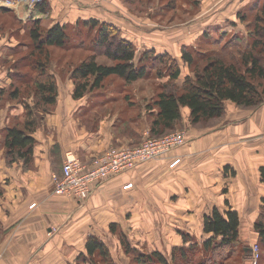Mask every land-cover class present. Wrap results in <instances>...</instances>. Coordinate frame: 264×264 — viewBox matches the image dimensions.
I'll list each match as a JSON object with an SVG mask.
<instances>
[{
	"label": "crops",
	"instance_id": "0c3cea01",
	"mask_svg": "<svg viewBox=\"0 0 264 264\" xmlns=\"http://www.w3.org/2000/svg\"><path fill=\"white\" fill-rule=\"evenodd\" d=\"M172 1L137 0L132 11L126 0H45L35 19L46 30L55 25L74 26L80 20L107 23L136 46L138 57L155 51L181 63L182 48L195 46L206 33L210 37L221 32L246 34L238 14L257 0H193L181 8L177 0L174 9ZM148 3L150 14L144 11ZM179 10L182 13L176 15ZM30 23L11 12L0 14V264H78L81 256L80 264H89V237L100 239L113 261L112 247L128 257L119 233L111 232L112 225L133 248L169 258L174 248L184 246L182 235L199 243L208 238L203 234V221L214 209L238 213L240 246L251 253L250 245L258 239L253 225L264 200V106L246 112L227 102L225 117L209 129L192 127L190 111L183 109L184 147L93 186L90 199L78 203L54 195L53 177L62 176L65 154L72 151L90 164L111 147L140 145L150 135L149 116L156 112L147 105L157 89L134 95L132 107L126 102V117L102 116L97 99L105 91L75 100L70 58L53 49L56 105L30 134L35 140L31 167L25 169L22 162L8 166L6 130L21 124L26 106L35 105L33 87L23 78L27 71L23 59L32 44ZM81 59L76 53L73 61ZM187 74L183 68V75ZM141 82L150 87L154 80L136 83ZM259 251L262 259L264 250Z\"/></svg>",
	"mask_w": 264,
	"mask_h": 264
},
{
	"label": "trees",
	"instance_id": "16d2710c",
	"mask_svg": "<svg viewBox=\"0 0 264 264\" xmlns=\"http://www.w3.org/2000/svg\"><path fill=\"white\" fill-rule=\"evenodd\" d=\"M126 1L133 11L137 0ZM176 1L171 2L173 9ZM44 7L45 3L40 8ZM238 20L245 26L246 34L221 32L217 37H210L206 33L195 46L182 48L181 63L169 54L158 55L155 51H145L138 57L136 46L124 39L117 27L97 20H80L74 26L55 25L48 30L40 21L32 20L28 27L32 44L23 59L27 68L23 78L33 87L35 105L26 106L21 124L6 130L4 146L8 166L22 162L25 169L31 167L35 140L30 134L56 105L58 88L51 72L53 49L61 50L64 58H70L75 100L104 89L111 79H119L125 85L157 79V91L147 105L148 110L156 112L149 116L153 138L182 129L183 109L190 111L191 126L203 129L224 118L227 102L241 110L263 106L264 0H257L239 12ZM76 53L82 57L79 63L73 61ZM183 68L188 72L185 76ZM179 81L181 85L177 84ZM125 101L129 107L133 106L129 98ZM261 173L264 181V168ZM110 229L112 233H119L121 245L134 264H229L240 257L241 264L248 261L249 251L240 246V217L232 210L214 209L211 215L205 216L203 234L208 238L199 243L182 235L184 246L174 248L171 258L160 252L144 254L131 246L117 226L112 225ZM253 232L258 235L260 250H264V200ZM86 252L89 264H115L108 248L96 237L88 238ZM81 260L82 256L78 264Z\"/></svg>",
	"mask_w": 264,
	"mask_h": 264
},
{
	"label": "built area",
	"instance_id": "2783aa9c",
	"mask_svg": "<svg viewBox=\"0 0 264 264\" xmlns=\"http://www.w3.org/2000/svg\"><path fill=\"white\" fill-rule=\"evenodd\" d=\"M101 3L106 0H93ZM45 0H0V13L8 11L21 18L24 22L35 19V14ZM184 132H174L160 138L150 135L144 137L141 144L135 148L130 146L111 147L90 164H84L76 153L65 154L62 164V176L53 177L54 195L68 197L78 203L87 202L93 191V186L102 185L114 178L127 174L142 164L156 161L168 153L186 145ZM180 161L171 166L174 168ZM127 186L125 189H129ZM251 257L248 264H259L258 239L250 245Z\"/></svg>",
	"mask_w": 264,
	"mask_h": 264
},
{
	"label": "rangeland",
	"instance_id": "374dc122",
	"mask_svg": "<svg viewBox=\"0 0 264 264\" xmlns=\"http://www.w3.org/2000/svg\"><path fill=\"white\" fill-rule=\"evenodd\" d=\"M105 2V1H104ZM168 3V1H165ZM190 3L193 2V0H178V4L181 8V5L183 3ZM151 6V3H148V6L144 9V11H146L147 13L150 14L149 12V8ZM179 8V9H180ZM5 13V12H2ZM181 12V10H179V12H175L176 15H179ZM1 14V13H0ZM154 14H157V11H155ZM154 82H152L150 87H147L148 85L145 86L144 82L141 83H134V84H130V85H125L123 81L119 80V79H111L109 80L104 87V91H105V96L102 98H99L97 100H101L100 101V106L99 110H97L100 115L102 116H106L108 114H111L112 116H116V118L120 119L122 117H126L127 115V103L125 101V98H129V100L133 102L136 100V98L134 97V95H140L141 90H145V92H149V90H153V92L155 91L157 84H158V80L154 79ZM178 84V82H177ZM150 93H148L147 95L149 96ZM92 97V95H89ZM103 101V102H102ZM141 101V100H140ZM90 104H92V99H90ZM136 102V101H135ZM142 102V101H141ZM145 102H149V99H146ZM144 104V102L142 103ZM134 105V104H133ZM91 109H93L94 105H89ZM132 106V105H131ZM264 106V105H263ZM263 106L259 107L258 109L262 108ZM136 107V106H135ZM236 107V106H235ZM237 108V107H236ZM238 109V108H237ZM258 109H254V110H241V111H246V112H252V111H256ZM226 115V114H225ZM225 117V116H224ZM217 123V122H216ZM213 126H210L208 128H203V129H209ZM179 132H183L182 129L178 130ZM262 204V202H261ZM248 246V244H247ZM112 252H113V257H114V261L116 264H134L131 260L132 257H125L124 255H119L117 249H115L114 247L111 248ZM149 251V250H148ZM148 251L144 250V254H148ZM251 257V253L248 252V259ZM171 258V255L170 257ZM259 261H261V264H264V256L261 259V253L259 252ZM248 262V261H246ZM242 263V258H238L236 259V261H231L229 264H241ZM247 264V263H246Z\"/></svg>",
	"mask_w": 264,
	"mask_h": 264
},
{
	"label": "water",
	"instance_id": "95a60500",
	"mask_svg": "<svg viewBox=\"0 0 264 264\" xmlns=\"http://www.w3.org/2000/svg\"><path fill=\"white\" fill-rule=\"evenodd\" d=\"M6 12V11H5ZM8 12V11H7Z\"/></svg>",
	"mask_w": 264,
	"mask_h": 264
}]
</instances>
